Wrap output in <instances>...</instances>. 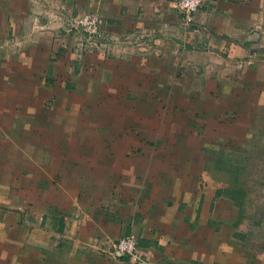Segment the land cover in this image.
<instances>
[{
    "label": "crops",
    "instance_id": "1",
    "mask_svg": "<svg viewBox=\"0 0 264 264\" xmlns=\"http://www.w3.org/2000/svg\"><path fill=\"white\" fill-rule=\"evenodd\" d=\"M82 11L102 18L95 46L78 47L85 36L70 27ZM0 64L93 97L116 137L102 155L95 133L0 123V264H264L239 166L246 146L264 148V0H202L189 22L171 0H0ZM104 87L124 107L95 105ZM129 96L160 106L135 109ZM131 232L142 261L113 249Z\"/></svg>",
    "mask_w": 264,
    "mask_h": 264
},
{
    "label": "rangeland",
    "instance_id": "2",
    "mask_svg": "<svg viewBox=\"0 0 264 264\" xmlns=\"http://www.w3.org/2000/svg\"><path fill=\"white\" fill-rule=\"evenodd\" d=\"M13 67L14 66L5 64L2 66V64H0V123L2 127L10 128L12 125L11 121L14 118L16 121L19 119L18 122H20V124H24V128L21 131L26 132L29 130V132L35 131V133L38 131L39 135L52 136L53 134V137H55L57 134L62 137H75L85 141V139H89V137L95 133V135L105 138V142L102 143L103 145H101L100 150L102 155H109L111 149L113 151L115 144L113 142L111 143L110 139L115 137V131L106 127V125H109L111 114L109 111L95 113V110H91L89 107L94 108V103L92 102L93 97L91 98L90 96L86 98L76 91V93L68 91L67 95H61V91L64 90L62 83H58V86L51 78H45L44 73H41L42 75L33 74L34 76H32L29 72L25 71L24 66H17L18 71H13ZM100 93L101 95L94 97L95 101L99 100L95 105H100L105 108H108V106L112 104L122 105L124 107L126 97L109 96L107 95L108 91L105 87L101 89ZM142 96H129V99L136 105V103L133 102L134 100L145 101V97ZM146 102L145 104L141 102L140 105H136L137 107L133 108L144 109V107H151L156 111L157 107L160 106L157 98L151 102ZM148 103L151 105H147ZM148 112L150 113L151 111ZM162 115L163 113H160L158 118ZM164 115L167 119V123H171L175 116L174 113L166 110V107ZM139 116L137 122L143 119L141 114ZM30 120L38 124L47 121L48 126L46 128H44V126L32 127L33 123L29 122ZM127 120L128 119H125L123 121ZM60 121L66 123L70 122L68 125L69 129H61L58 123ZM92 121H102L105 123L103 125H97V128L94 130L92 129L93 125L89 123ZM176 124H179L178 119ZM128 130L125 128L118 130L121 132L119 137H124L128 145L130 144V147L126 146V150L129 148L130 152L139 153L142 139L137 138V143H140L132 144L129 140ZM130 130L135 133L137 127H135V130L132 128ZM115 139L116 137L113 140ZM82 146L80 152H87L89 146L85 144ZM9 147L10 146L6 145V149ZM57 147L61 146L58 145ZM245 150L249 152L248 157L242 159V162H239L241 163V165H239L240 168L242 167L240 172L242 173L241 177L248 191V193H245L246 197H244L245 200H247L244 208L245 214L247 216H252L251 218L254 220L259 219L261 224L260 230H264V148H260L259 150L258 146H254V149L246 146ZM79 162L83 164L88 175L92 174L94 162L91 159L81 155ZM106 162H108V160Z\"/></svg>",
    "mask_w": 264,
    "mask_h": 264
},
{
    "label": "built area",
    "instance_id": "3",
    "mask_svg": "<svg viewBox=\"0 0 264 264\" xmlns=\"http://www.w3.org/2000/svg\"><path fill=\"white\" fill-rule=\"evenodd\" d=\"M172 5L183 15L185 22L192 19L193 12L200 6L202 0H171ZM70 27L84 34V39L78 42V47L87 44L95 46V39L104 36L102 33V18L94 11H82L72 17ZM86 40V41H85ZM138 237L135 233L124 234L112 240L113 249L116 253L128 255L135 261H142L144 255L139 249Z\"/></svg>",
    "mask_w": 264,
    "mask_h": 264
}]
</instances>
